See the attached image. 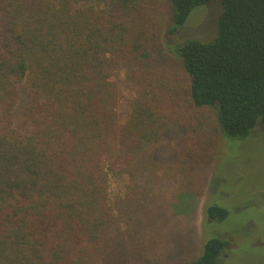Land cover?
<instances>
[{
	"label": "trees",
	"instance_id": "16d2710c",
	"mask_svg": "<svg viewBox=\"0 0 264 264\" xmlns=\"http://www.w3.org/2000/svg\"><path fill=\"white\" fill-rule=\"evenodd\" d=\"M215 2L214 39L172 46L179 66L166 63L163 33ZM159 3L0 0V264H110L124 232L106 161L139 183L163 140L188 139L196 151L205 108L230 138L264 126V0ZM124 68L138 89L122 121L115 78ZM207 214L222 222L230 213L215 204ZM229 247L211 238L187 264H216Z\"/></svg>",
	"mask_w": 264,
	"mask_h": 264
},
{
	"label": "rangeland",
	"instance_id": "374dc122",
	"mask_svg": "<svg viewBox=\"0 0 264 264\" xmlns=\"http://www.w3.org/2000/svg\"><path fill=\"white\" fill-rule=\"evenodd\" d=\"M221 11L220 2L198 7L177 33L165 31L166 63L179 66L172 46L190 39L212 41ZM130 70L121 69L115 78L122 121L138 89ZM182 89L179 86L174 94L187 114L193 107ZM196 111L204 132L190 138L196 151L191 152L188 139L163 140L158 150L149 149L151 171L146 167L139 183L105 162L109 198L124 232L111 249L110 264H187L198 260L214 237L230 244L216 264H264V126L259 124L248 138H230L222 134L215 109ZM215 204L229 210L226 220L210 222L207 208Z\"/></svg>",
	"mask_w": 264,
	"mask_h": 264
}]
</instances>
